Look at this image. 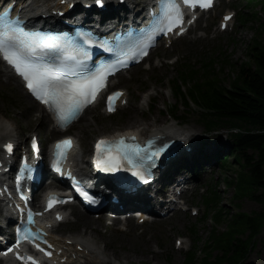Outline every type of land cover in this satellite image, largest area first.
<instances>
[{"label":"rangeland","instance_id":"rangeland-1","mask_svg":"<svg viewBox=\"0 0 264 264\" xmlns=\"http://www.w3.org/2000/svg\"><path fill=\"white\" fill-rule=\"evenodd\" d=\"M219 9L220 14L228 9H235L237 11L232 31L221 32L217 27L219 16L217 17L216 12L211 13L209 18H207V22L199 24L196 29L209 28L211 35L209 38L214 36V39H197L198 34L191 35L190 38L180 43L172 54L173 56L177 55L178 57L188 55V57L184 58L185 60L183 62L190 66L189 68L196 67V65L199 64H205L210 59H215L212 70L215 71L220 79V83L227 86V88H230V84L234 79H237L236 75L241 68L256 69L254 60L250 56V52H252L251 47L255 46L257 43H259V45L264 44V8L259 6L250 9L247 7V1H232L231 3H221ZM254 11H256L254 17H252L254 18V21L250 18L251 16H249L248 18H250V20L248 24L240 26L239 16L243 13L251 14ZM155 57L156 56H154V58ZM224 58L226 61L223 60ZM179 61L176 63L179 64ZM176 63L160 64L155 58L150 65L151 67H148L149 65L144 63L136 70L122 76L121 80L123 81L119 82V86L128 89L130 93L128 106L115 116H107L104 112H100V110L95 112L91 109L74 126V129H72L69 134L74 137L78 136L80 138L79 141L83 143L85 132H82L81 130L86 127L84 125L85 122H89L88 130L95 133L93 138L89 136L91 139L87 145L90 146V143H92L96 137L103 132L112 133L114 131L121 132L126 130H137L146 137V133L153 127H166L174 123L179 129L195 133L198 139L193 143L195 145L194 151L200 149L205 155L208 153V155H212L218 150L226 151L230 140V132L234 129H227L225 125H221L220 127H217L221 130L207 132L206 127L201 122L199 116L195 115L192 110L189 111L187 108L180 107V105L178 106L180 109L176 108L172 110L179 111L180 114L186 113L189 122L182 126L178 125L175 121L170 120V117L174 113H171V110L166 112V109L169 105L173 104L175 106V103L181 104L180 95L188 96L186 94L187 85H183L182 82L178 83L182 86V89L178 91L174 98L170 91L166 89L156 90L153 84L167 77L168 79H172L174 76L173 67H175ZM181 66H177L178 69H180ZM153 71H155L157 76L151 75L149 77L150 79L146 81L147 77ZM0 76L4 81L6 80L3 75ZM149 84L153 87L148 93L151 94V96L154 93H158L159 104L152 112L148 113V102L143 99L144 94L142 92L149 89L145 88V86L147 87ZM166 84L169 83L166 82ZM16 92V89L12 86L5 85L0 87V117L10 119L14 123H17V133L22 139H25L28 133L36 132L39 134L43 145L47 146L53 139L64 135H51L48 129L38 128L40 124L38 118L42 116L44 112H39L31 102L26 101L24 96H20ZM25 109L35 111V121H29L28 124V118H25L22 114ZM198 110L200 111V109ZM50 127H53V122L51 120ZM232 159L233 158L230 159L231 162L226 170L220 169L214 161L209 163L205 158H200L198 160L200 169L198 168V171H196L197 176L195 178L200 181V185L193 190V192H187L186 196L188 201L201 211L200 215L203 214V210L206 211L204 192L212 186L217 187L218 193L222 196L223 201L220 204V207L227 210L224 214L228 218H231L233 213L235 214L237 212V208L242 209L247 213L253 211L260 212L262 210V205L258 201L252 200L249 197H245L239 201V203L241 202L240 207L236 206V202L233 199V194L235 192L234 188L236 185L230 188L223 183L224 181L219 185L218 182L223 177H226L227 179H236V175H239L242 167L239 164H236ZM192 166L193 165L188 162L186 170H190ZM181 170L182 169H179L177 172H180ZM195 183H197L196 180L192 185ZM260 192L261 191L258 193L260 194ZM197 218L191 215V211L185 212L182 209L175 213L170 220L161 225H146L140 227L135 221H133L132 224L128 226L129 232H116L109 229L105 224V220L102 219L96 220L94 224H91L92 226H87L83 223L76 224L69 222L63 224L56 232V235L58 237H64L68 235H80L83 234V232H88L94 234V236L101 241V243L97 245L100 249L101 247L104 249L102 236L106 237L107 240H112L115 246L119 248L118 252L121 256H113L112 249H109L110 252L108 255L112 257L105 258L110 260V264H183L184 252L177 250L175 247V239L177 237L187 236L189 234V228L196 223ZM93 226L98 228L99 233L90 232ZM229 227H231V225L223 220H221L217 226L221 233L228 232L227 229ZM198 228L202 230L201 234L204 238L203 241L206 239L208 240L210 238L209 231H211V224H200ZM246 232L249 233V231ZM157 242H160L163 245L162 251H158L156 246ZM201 246H203V244ZM205 253H210L212 258L217 251L210 252V249L205 250L200 254V257L206 256V258H208V254L205 255ZM122 255L127 258H122ZM246 258L247 259L243 264H264V230L263 233L257 237L254 249L249 251ZM97 264L103 263L98 262Z\"/></svg>","mask_w":264,"mask_h":264},{"label":"trees","instance_id":"trees-1","mask_svg":"<svg viewBox=\"0 0 264 264\" xmlns=\"http://www.w3.org/2000/svg\"><path fill=\"white\" fill-rule=\"evenodd\" d=\"M261 2L264 6V0ZM251 51L256 69L241 68L230 88L220 83V79L216 77L215 71L212 70L214 61H210L208 64L211 65L204 71L195 70L175 80L176 94L182 89L178 79L183 85H187L188 96L180 95L181 104L194 114L198 109L203 110L202 115L199 114L200 119L209 130L220 125L237 130L232 135L230 152L234 156L233 160L242 168L238 180L226 178L225 181L230 188L236 185L234 189L238 202L249 197L263 206L258 214L240 213L237 215L240 216L238 219L234 214L227 218L223 213L225 208L222 209L218 222L227 221L233 229L228 233H221L215 227L210 240L216 245L215 249H219V253L212 258L208 253V258L198 263V253L194 251L190 256V264H241L246 260L249 251L254 249L264 225V44L257 43L251 47ZM201 72L208 73L209 77L203 78L202 74L200 79ZM189 99L198 109L192 108ZM178 106L179 104H176L172 109ZM172 109V116L178 117V112ZM237 205L240 207L239 203ZM245 230L250 231L245 238H236L238 232ZM212 246L209 244L208 247Z\"/></svg>","mask_w":264,"mask_h":264},{"label":"snow or ice","instance_id":"snow-or-ice-1","mask_svg":"<svg viewBox=\"0 0 264 264\" xmlns=\"http://www.w3.org/2000/svg\"><path fill=\"white\" fill-rule=\"evenodd\" d=\"M97 2L103 3V0H97ZM184 3L192 5L193 7L197 4L203 7L211 6V0H184ZM163 6L165 9L164 16L161 20L163 27L159 30L172 31L178 28L180 32H183L184 29L181 27L184 23L183 12L177 0H164ZM21 23L19 18L13 24L7 16H0V28L7 29L4 38H0V53L3 54L4 59L24 79L30 92L38 100L48 105L56 113L61 122V126H64L74 119L76 114L82 111L85 105L95 99L97 91L103 86L105 74L99 70L89 72L81 63V60L76 57L71 58L73 66L70 69L66 63H45L42 60L40 50L46 47L58 46L49 43V41L55 38L38 39V33L24 32ZM80 35L84 37V42L89 46L97 45V41L88 38L83 33ZM99 46L104 47L102 44ZM80 55L81 59L86 60L87 49H83ZM59 59L57 57V60ZM113 95L119 96V93H114ZM109 107L111 110V104ZM4 147L8 152L13 150L12 143H8ZM70 147V139L57 142L56 156L58 161L66 158L67 150ZM96 147L97 165L103 166L104 171L117 172L121 167L130 165V170H135V175L139 176L141 180L146 179L142 171L136 170L142 168V162L145 159V156L140 154L139 145H129L125 142L124 138H121L118 141L101 139ZM156 154L159 155V150ZM53 166L57 172L61 171L58 164H54ZM82 195L87 198V193L82 192ZM61 202L65 201L59 197H50L48 207L51 208L54 203ZM29 219H31V213H29ZM24 239H27V236H24ZM19 242L20 239L18 237L17 245ZM35 246L38 249L41 248L39 244ZM42 250L46 251L48 256L52 255V252L46 249ZM7 251H12V248H8ZM16 256L19 260L25 262V264H28L29 261L32 264H39V261H36L32 256L25 257L19 252L16 253Z\"/></svg>","mask_w":264,"mask_h":264},{"label":"bare ground","instance_id":"bare-ground-1","mask_svg":"<svg viewBox=\"0 0 264 264\" xmlns=\"http://www.w3.org/2000/svg\"><path fill=\"white\" fill-rule=\"evenodd\" d=\"M19 1H22V0H19ZM60 1L61 0H33L34 6L36 7V11H38V13H40V14L51 13V9H52L51 6L55 2H56V5L59 8H64V6L60 5ZM71 1L78 2V1H82V0H71ZM24 2H27V1H24ZM130 4H131V2H130ZM0 5H5V2L0 0ZM108 5H109V7H113L115 9L117 8V3L112 1V0H109ZM125 11H126V9H125ZM89 17L91 19L96 20V17H94L92 15L89 16ZM50 20H52V19H50ZM52 23L55 24V21H52L50 23V26L52 25ZM0 73H3V75L6 76V78H7V80L9 82L11 80H14V85H15L18 93L20 95H23L25 97L26 101L30 100L31 102H34L35 106L41 107V105H39L37 102L33 101L28 96L26 91L23 89V86L21 85V83L15 77L8 75L7 68H5V71H3L2 68L0 67ZM120 74H122V73H120ZM120 74H118L117 77H119ZM202 74L203 73L201 72L200 77H199L200 79H201V75ZM202 77H204V76L202 75ZM113 80H114V78L111 79V81H113ZM0 86H5V82H2L1 79H0ZM34 112L35 111H29V110H24L22 112L23 116L28 118V124H29V121L33 122L35 120L36 115L34 114ZM39 120H40L39 128H47V129L49 128L50 122H49V116L48 115L42 116ZM84 125L86 127L81 130L82 132H85V135L83 137V144L84 145L82 144V148L80 147V150L84 154H87V150H88V148H87L88 145L87 144H88L89 140L91 139L90 137L93 138L95 133H93L91 130H88L89 122L86 121ZM84 125H83V127H84ZM13 127H14L15 131H13ZM17 128H18V124L17 123H16V126H15V124L10 123L9 120L1 118L0 119V143L2 141L12 137L14 135V133L17 132L16 131ZM52 131L55 132V133L59 132L55 128H52ZM127 132H134L142 140L148 138L149 136H154V135H160L162 137L165 136V137H167L169 139L173 137V138H176L175 139L176 141H181V139H186V140L190 139V141L193 142L196 139L195 133H193V132H187L186 133L185 131H181L180 129L176 128V125L174 123L170 124V125H168L166 127H160V126L153 127L149 132L146 133L147 134L146 137H144L137 130H130V131H127ZM120 133L122 134V133H125V132L122 131V132L111 133V134H109L108 132H103L99 136L100 137H102V136L109 137V135H111L113 137H117V134H120ZM142 137H144V138H142ZM76 139H77L76 141L78 143L80 138L77 136ZM85 145H87V147ZM90 147L92 148L93 144H91ZM84 220L86 222L85 225H87V226H92L91 224L95 223V221L91 217H84ZM113 222H114V225H117V224H119V219H114ZM88 224H90V225H88ZM58 227L53 229L52 236L60 245H64L65 241H61V240L57 239V237L53 233L54 231H56L58 229ZM90 232H95L93 227H92V230ZM65 238L74 239L76 237H71L70 236V237H65ZM77 238H79V237H77ZM92 239L95 240V241L98 240V238L96 236H94V234H91V233H88V232H84L83 238L77 239V244H81L84 247V251L83 252L77 251L76 253L79 255V257L85 256V258H88L89 259L88 264H95L96 262H99V261H104L105 262L107 259L104 257V255L110 252L109 249H112V255L113 256H115V257L116 256H121L120 253L118 252L119 250L116 247H114L111 242L105 241V250H104V249H99L98 247H95L93 245V243L91 242ZM122 258L126 259L127 257L122 255Z\"/></svg>","mask_w":264,"mask_h":264}]
</instances>
